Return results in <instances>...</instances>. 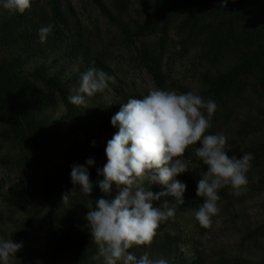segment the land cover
Masks as SVG:
<instances>
[{
    "label": "trees",
    "instance_id": "trees-1",
    "mask_svg": "<svg viewBox=\"0 0 264 264\" xmlns=\"http://www.w3.org/2000/svg\"><path fill=\"white\" fill-rule=\"evenodd\" d=\"M64 1L44 0L42 5L39 0H31V7L19 14L4 9L0 0V119L4 124L1 132L14 143L23 162L35 168V183L55 222L48 248L43 253L25 250L22 264H103V258L94 259L98 247L93 243L85 216L96 199H111L117 191L113 185L111 192L105 194L97 184L103 180L97 169L107 163L106 144L118 131L111 118L130 98H142L129 92L111 66L91 53L73 13L70 16L75 28L70 30V13L66 10L69 5ZM96 2L128 45H133L134 37L161 35L158 42H146L135 49L136 58L152 72L158 85L163 86L158 70L163 41L174 33L184 45L199 48L215 66L201 76L205 99L223 103L253 89L264 128V0H140L144 13L131 24L118 19L101 1ZM49 23L54 28L41 43L38 29ZM90 67L113 78L104 89L113 92L112 100H103V90L86 97L84 106L73 105L68 96L75 94L80 73ZM92 118L97 119L95 124H91ZM199 147L200 142H196L193 150L186 149L184 156L207 171V166L195 156ZM226 148L229 157L240 158L249 152L253 154L252 161L264 160V136L248 145L230 144ZM89 158L94 160L91 166L85 163ZM72 165L88 168L93 188L88 195L76 185L65 204L62 195L74 187L70 179ZM173 179L186 188L184 203L176 205L174 218L159 225L163 227L165 223L172 231L157 229L149 245L134 246L129 251L137 256L148 252L150 258L162 257L169 264H204L200 254L183 256L177 248L184 241L196 249L193 238H185L177 231L178 216L183 209L198 211L203 198L196 195L197 183L187 171ZM150 190L165 189L152 184ZM165 199L174 202L175 198L163 197L153 201V206L159 207ZM15 204L24 208L18 202Z\"/></svg>",
    "mask_w": 264,
    "mask_h": 264
},
{
    "label": "rangeland",
    "instance_id": "rangeland-1",
    "mask_svg": "<svg viewBox=\"0 0 264 264\" xmlns=\"http://www.w3.org/2000/svg\"><path fill=\"white\" fill-rule=\"evenodd\" d=\"M39 1L45 5L44 0ZM99 1L118 19L129 24L140 18L145 9L140 0ZM64 2L69 5L66 10L70 13V30L75 28L70 16L73 13L82 27L88 49L111 66L129 92L143 97L156 88L175 90L178 94L193 92L205 99L201 76L215 66L206 60L199 48L184 45L174 33L165 37L163 58L158 67L163 77V86H160L152 72L135 56L136 47L140 48L146 42H158L160 34L134 37L133 45H128L96 0ZM112 95L113 92L106 89L102 98L111 101ZM216 104V111L210 117L201 109L210 122L205 135L223 133L227 145L241 146L264 136L261 110L253 89ZM58 107H62L60 99ZM96 122V118L91 119V124ZM3 128L0 119V238L22 242V248L10 259V264H22L25 250L43 253L48 248L53 240L55 222L35 183V168L23 162L14 143L2 135ZM189 148L193 150V145ZM181 158L189 161L187 172L197 183L205 170L188 157L183 155ZM250 164L246 173L248 183L239 196L234 195L230 186L218 190L219 212L212 217L211 227H201L192 210H181L177 231L185 238H193L196 247L193 249L189 243L180 242L177 248L181 255L200 254L204 264H264V160H254ZM157 229L172 231L165 223Z\"/></svg>",
    "mask_w": 264,
    "mask_h": 264
},
{
    "label": "clouds",
    "instance_id": "clouds-1",
    "mask_svg": "<svg viewBox=\"0 0 264 264\" xmlns=\"http://www.w3.org/2000/svg\"><path fill=\"white\" fill-rule=\"evenodd\" d=\"M2 6L23 14L31 7V0H3ZM53 28L49 23L38 29L41 43ZM112 79L104 71L90 67L80 73L79 86L74 89V95L68 96V101L84 106L86 97L102 92ZM216 108L214 100L193 92L178 94L175 90L156 88L142 98H130L121 104L111 118L112 126H118V131L106 144L107 163L97 169V174L103 176V180L97 181L101 192L109 194L113 185L117 191L111 199H96L85 216L93 243L98 247L94 259L103 258V264H169L165 258L152 259L148 252L137 256L129 249L149 245L160 223L174 218L176 205L184 203L186 186L173 177L189 171V161L181 157L196 142L201 147L195 149V156L207 166L196 188V195L204 201L195 212L201 227H211L212 217L219 212V189L230 186L237 196L245 190L253 154L229 157L227 137L223 133L205 135L210 122L201 109L210 117ZM85 163L91 166L94 160L89 158ZM70 179L74 187L62 195V203H68L76 185L82 193L92 192L93 184L84 165H72ZM152 184L162 185L165 190L153 192ZM163 197L175 199L174 202L165 199L159 207H154L153 201ZM22 246V242L0 238V264H10Z\"/></svg>",
    "mask_w": 264,
    "mask_h": 264
}]
</instances>
